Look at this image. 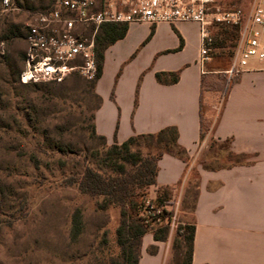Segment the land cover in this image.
I'll list each match as a JSON object with an SVG mask.
<instances>
[{"label":"rangeland","instance_id":"obj_1","mask_svg":"<svg viewBox=\"0 0 264 264\" xmlns=\"http://www.w3.org/2000/svg\"><path fill=\"white\" fill-rule=\"evenodd\" d=\"M16 1L26 12H5L0 5V264H97L119 252L116 229L122 206L104 195L82 193L69 180L79 178L86 164L104 174L116 175L118 171L101 160L106 147L92 137L90 116L96 100L86 93L84 79L69 77L64 86L46 82L24 85L20 81L28 47L25 22L39 1ZM252 2L219 0L223 8H241L245 13ZM212 31L221 33L218 25ZM237 42L216 47L204 67L202 109L207 132L204 138L208 139L199 151L197 164L219 167L232 162L228 142L209 138L207 128L219 117L234 83L225 71ZM139 143L133 150L146 153L143 141ZM119 162L126 170L133 168L124 160ZM196 165L191 176L193 188ZM152 190L157 194V187H149L148 193ZM169 198L170 209L180 201L177 228H170L167 239L158 242L166 251L165 264H187V244L177 229L185 222L192 223L191 210L182 192L176 199L172 193ZM77 210L83 230L73 240L71 228ZM104 239L107 242L103 244Z\"/></svg>","mask_w":264,"mask_h":264},{"label":"crops","instance_id":"obj_2","mask_svg":"<svg viewBox=\"0 0 264 264\" xmlns=\"http://www.w3.org/2000/svg\"><path fill=\"white\" fill-rule=\"evenodd\" d=\"M196 22H133L124 37L109 45L94 91L95 130L107 144L176 127L188 159L165 153L157 185L173 198L186 195L201 147V98L205 77ZM157 72H179L161 83ZM68 79V78H67ZM208 137L227 141L228 166H196V225L192 264H264V66L251 61L232 84ZM152 190L149 198L155 199ZM181 199V198H179ZM169 208L172 204H168ZM157 246L151 253L149 247ZM164 246L151 232L143 237L138 264H165Z\"/></svg>","mask_w":264,"mask_h":264},{"label":"built area","instance_id":"obj_3","mask_svg":"<svg viewBox=\"0 0 264 264\" xmlns=\"http://www.w3.org/2000/svg\"><path fill=\"white\" fill-rule=\"evenodd\" d=\"M5 12H26L16 0H2ZM196 22L200 25L199 62L204 67L211 60L214 25L238 27L236 51L228 79H235L251 61L264 66V0H253L250 11L225 9L219 0H45L28 14L25 22L27 51L20 73L23 84L63 82L73 74L96 80L99 65L96 36L103 24L148 22ZM179 200L173 209L147 198L140 216L150 225L167 223L177 228ZM172 210V216L165 212Z\"/></svg>","mask_w":264,"mask_h":264},{"label":"trees","instance_id":"obj_4","mask_svg":"<svg viewBox=\"0 0 264 264\" xmlns=\"http://www.w3.org/2000/svg\"><path fill=\"white\" fill-rule=\"evenodd\" d=\"M1 1L2 0H0V5ZM38 1L39 3L37 6H42V4L45 2V0ZM218 26L221 33L215 35V33L212 31L214 38L212 53L216 47L220 45L224 46L229 41H232L234 46L239 36L238 27L235 25L218 24ZM127 29L128 23H106L101 26L96 36V52L99 65V75L97 79L102 74L105 50L116 40L124 37ZM24 37L26 39V33L24 34ZM218 38L221 40L220 44L217 43V40H219ZM70 77L74 79H83L77 74H73ZM156 78L161 83H174L179 79V72H157ZM237 78H235L234 82ZM96 80H85L84 83L86 87V93L91 95V97L96 100L93 113L90 116V119L92 120L91 134L92 137L98 138L106 147L104 156L101 158V160L112 165V168L117 170L118 173L116 175H112L111 173L104 174L94 166L86 164L84 165V171L81 176L79 178L76 177L70 179L69 184L75 182L82 193H87L92 196L104 195L107 197V200L122 206V219L120 225L116 229V243L119 247V252L116 255L109 257L105 261L98 262L97 264H138L141 255L142 239L143 236L149 232V229L154 227L152 234L155 241L166 240L170 229L167 223L162 225L147 224L140 216L141 207L149 196L148 188L157 185L159 159L165 153L176 155L182 158L184 161H187L188 156L186 150L179 145L177 141L178 131L177 128L173 126L164 128L157 133L135 135L131 136L122 143L108 145L105 137L98 135L95 130V109L100 102L94 91ZM65 81L59 83H46L64 86ZM205 82V77H203V91L205 89ZM202 107L203 97L201 98V139H204L207 132L204 131V113ZM140 141H143L144 147L147 149L146 153H143L139 148L133 150L132 147L134 145H139ZM95 156L99 155L96 154ZM87 159L88 158L86 157L85 161H87ZM120 159L124 160V162L130 163L133 168L131 170H126L124 163L119 162ZM195 188V186L194 188L190 187L185 196L187 208H189L191 212L195 207L197 194ZM171 193L172 192L169 187H157V196L155 201L158 204L166 205L170 200L169 196ZM172 214L173 211L169 210L165 212L164 216L168 217L172 216ZM82 230L83 223L81 220V213L79 210H77L73 214L71 238L73 240L77 239L82 233ZM177 231L180 236H183V241L187 244V264H192L196 225L194 222H185L178 227ZM106 242V239L101 241L103 244ZM149 251L151 253H155L157 251V246H150Z\"/></svg>","mask_w":264,"mask_h":264}]
</instances>
